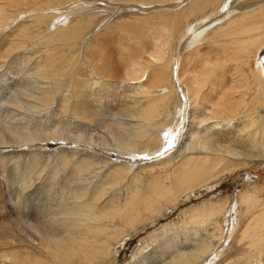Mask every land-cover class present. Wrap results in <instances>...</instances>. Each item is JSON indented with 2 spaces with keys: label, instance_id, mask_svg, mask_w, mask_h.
Listing matches in <instances>:
<instances>
[{
  "label": "bare ground",
  "instance_id": "6f19581e",
  "mask_svg": "<svg viewBox=\"0 0 264 264\" xmlns=\"http://www.w3.org/2000/svg\"><path fill=\"white\" fill-rule=\"evenodd\" d=\"M2 76L4 104L44 113L0 121L27 150L0 155L26 210L0 264H110L240 168L239 194L185 206L125 264H264V0H0Z\"/></svg>",
  "mask_w": 264,
  "mask_h": 264
},
{
  "label": "rangeland",
  "instance_id": "374dc122",
  "mask_svg": "<svg viewBox=\"0 0 264 264\" xmlns=\"http://www.w3.org/2000/svg\"><path fill=\"white\" fill-rule=\"evenodd\" d=\"M104 48L107 51L108 55L113 58V61L118 67V58H117V43L114 41H108L105 45ZM14 65V67H12ZM17 65V67H15ZM20 64L19 63H14L12 64L11 70L14 71V73H18L17 75H21L20 73L22 72L21 67H18ZM21 66V65H20ZM19 72L17 71L18 69ZM16 70V71H15ZM3 71L2 73L7 75V72H5L4 68H2ZM5 76H2L3 78L0 79V121H6L7 123H17L18 125H23L26 123V121H34L36 122L37 120H40V116L43 115V111L41 110L40 112H32V111H27V110H14L11 108L9 105L6 103L4 104L5 99L12 97H15V94H13V90L16 87L13 84H9L8 81L3 80L6 78ZM3 81V82H2ZM7 84V85H6ZM6 99V100H7ZM6 102V101H5ZM116 107V106H114ZM117 109V108H115ZM38 113V114H37ZM10 116H9V115ZM8 115V116H7ZM14 115V116H13ZM25 115V116H24ZM13 118H12V117ZM57 118V119H56ZM10 122H9V120ZM17 119V120H16ZM54 121L55 123H59L61 125H65L66 123H69V121H73V119H70L69 116L67 115H55L54 116ZM19 120V122H17ZM21 121V122H20ZM59 121V122H58ZM15 122V123H14ZM16 124V125H17ZM17 125V126H18ZM61 141L57 143H52L51 141L48 142V145H45L42 147V152L46 155V153H56L55 150L58 149L60 146ZM72 142V141H70ZM73 143V142H72ZM74 143L69 146H73ZM75 146V145H74ZM23 150H22V148ZM17 150H21V158L23 159L24 153L27 151L25 147L23 146H8V147H0V155H5L7 153H16ZM23 153V154H22ZM53 153V154H54ZM13 154V155H14ZM44 155H42L43 157ZM113 157V156H112ZM247 170L245 169H237L235 172L231 174H226L222 179H220L216 184H214L211 188L209 187H202L199 189L197 192L193 194V196L189 197L188 200H186L184 203L180 204L178 207H176L173 211L170 212L166 217L161 218L160 221L156 222L155 224L149 225L146 230L141 231L139 234L134 235L131 238L126 239L125 242L122 244L118 245V254H116V259L111 262L110 264H125L130 260L131 254L134 250V248L139 244L140 240L147 235L148 231H152L154 228L158 227L160 225L161 221H166L168 219L174 218L178 215L181 209H183L185 206L192 205V204H197L199 201L202 199H207L210 197H221L223 196H228L230 199H233L235 194H239L241 190L243 189V186L246 183L247 179ZM258 177L251 176L252 183H256L260 181L257 179ZM5 183L3 182L0 174V250H11L12 246H19L17 242H13V234L16 231V227L14 228L11 225V218L12 216H18L24 213L25 211L23 210L24 205L22 204L21 206L16 205L17 207L14 206V199L12 196V193L9 194L6 191ZM15 195V194H13ZM16 197V196H15ZM32 217L31 215H28ZM9 222V223H8ZM12 227V228H11ZM15 229V230H14ZM14 232V233H13ZM12 238V239H11ZM16 246V247H17Z\"/></svg>",
  "mask_w": 264,
  "mask_h": 264
}]
</instances>
